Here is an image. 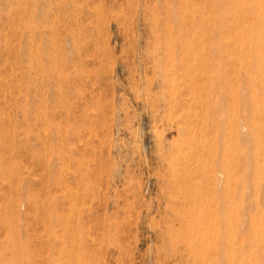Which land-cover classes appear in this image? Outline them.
<instances>
[{
    "label": "rangeland",
    "instance_id": "obj_1",
    "mask_svg": "<svg viewBox=\"0 0 264 264\" xmlns=\"http://www.w3.org/2000/svg\"><path fill=\"white\" fill-rule=\"evenodd\" d=\"M49 1L0 0V264H264L256 0Z\"/></svg>",
    "mask_w": 264,
    "mask_h": 264
},
{
    "label": "bare ground",
    "instance_id": "obj_2",
    "mask_svg": "<svg viewBox=\"0 0 264 264\" xmlns=\"http://www.w3.org/2000/svg\"><path fill=\"white\" fill-rule=\"evenodd\" d=\"M9 2H10V5H9V7L10 8H12V9H10V11H9V13L11 14H13V15H15V18H16V16L19 14V8H17V7H20V9H21V7L22 8H24L25 9V14H26V12H27V18H37V13H39L38 11H40V9H41V6H39V5H41V4H43L44 3V5H46V7L47 6H49L50 8L51 7H53L52 5H51V1H49V0H9ZM66 2H67V0H58V5H56V7L58 8V15H61L62 13H61V11H65V6H66ZM69 2V1H68ZM243 2V1H242ZM263 2L264 1H262V0H256L255 1V7H256V9H254V14H252V15H255L256 17H257V19L261 22V23H263V25H264V5H263ZM15 3L17 4V5H15ZM46 3V4H45ZM74 4V3H73ZM77 4V3H76ZM13 5H15L14 7H11V6H13ZM44 5H43V7H44ZM53 9V8H52ZM52 9L50 10L49 8H48V11H49V13H48V16H46V17H43L42 18V21H47V20H49V15H50V12L52 11ZM22 11V10H21ZM23 12V11H22ZM56 12V11H55ZM11 14V15H12ZM20 14H22V13H20ZM19 14V15H20ZM51 14L53 15L54 14V10L51 12ZM12 15V16H13ZM157 15V14H156ZM21 16V15H20ZM24 17V16H23ZM23 17H20L21 19L19 20V22H22L21 20H22V18ZM29 18V19H30ZM25 18H23V21H25L24 20ZM26 20H28V19H26ZM206 20H208V18L206 19ZM28 22V21H27ZM30 22V21H29ZM31 23V22H30ZM42 23V22H41ZM22 24V23H21ZM24 24H26V22L24 23ZM33 24H35L34 22H33ZM37 24V23H36ZM45 24H47V22L45 23ZM242 25V24H241ZM34 26V25H33ZM243 26V25H242ZM30 28H31V26H30ZM242 29V28H241ZM45 30H46V28H45ZM255 29H254V27H252V28H249V30H248V32L250 33L249 34V36L246 38L247 40L246 41H244L243 43L245 44V43H247L248 45H249V47H247V49L248 50H245L244 51V53H242L243 55H244V57H245V59H246V54H248V53H252V55H254V58H253V60H246L247 62H246V67L248 68V67H250V66H253V64L254 63H256L257 62V64H261V66L263 67V68H259V70L264 74V53L262 52V53H259L258 52V50L256 49V48H258V46H259V44H262V46H263V44H264V35H260V34H258V31H254ZM264 30V29H263ZM247 35V34H246ZM240 36V35H239ZM206 38V37H205ZM240 38H241V36H240ZM244 39V38H243ZM203 40V39H202ZM186 41H187V39H186ZM205 41V40H204ZM236 42V41H235ZM240 45V44H239ZM246 45V44H245ZM247 45V46H248ZM237 53V52H236ZM243 55H241V57H243ZM249 55V54H248ZM207 62V61H206ZM240 62V61H239ZM209 66V65H208ZM210 73V72H209ZM244 73V72H243ZM255 75V74H254ZM241 76H243V75H241ZM257 76V75H256ZM250 77V76H249ZM253 79V78H252ZM256 79V78H255ZM171 80V79H170ZM204 80V79H203ZM208 80V79H207ZM206 80V81H207ZM250 81V80H249ZM247 84V83H246ZM262 87H264V86H262ZM241 88H242V86H241ZM240 88V89H241ZM251 89V88H250ZM246 90V89H245ZM207 92V91H206ZM241 92V91H240ZM172 94V93H171ZM205 96H206V94H204ZM253 96V92L251 93V97ZM173 99V98H172ZM205 99V98H204ZM188 100V99H187ZM200 100V99H199ZM168 101L170 102V100L168 99ZM246 101V100H245ZM172 102V101H171ZM189 102V101H188ZM202 102V101H201ZM208 102V101H207ZM239 102V101H238ZM247 102V101H246ZM193 103V102H192ZM204 103H205V101H204ZM203 103V104H204ZM261 104V103H260ZM205 105V104H204ZM203 105V106H204ZM209 105H210V103H209ZM262 105V104H261ZM202 106V107H203ZM217 106H218V104H217ZM236 106H238L237 105V103H236ZM246 106V105H245ZM192 107V106H191ZM215 107H216V105H215ZM228 107V106H227ZM247 107H248V104H247ZM262 107H263V105H262ZM209 108H210V106H209ZM236 108V107H235ZM258 108V107H257ZM203 110H204V108H203ZM262 111V110H261ZM230 113H231V111H229ZM240 112V111H239ZM193 113H194V111H193ZM189 114V113H188ZM203 114H204V112H203ZM235 114V113H234ZM264 114V113H263ZM195 115V114H194ZM170 116V115H169ZM197 117V116H196ZM259 117V116H258ZM257 117V118H258ZM202 118V117H201ZM253 118V117H252ZM255 118H256V116H255ZM261 118H264V117H261ZM186 119V118H185ZM200 119V118H199ZM215 119V118H214ZM256 120V119H255ZM257 120H259V118L257 119ZM189 121V120H188ZM187 121V122H188ZM200 121V120H199ZM262 121H264V120H262ZM201 122V121H200ZM229 122H230V120H229ZM251 122H253V120L251 121ZM251 122H249L250 124H251ZM177 123H179L180 124V122L178 121ZM214 123V122H213ZM218 123H220V122H218ZM231 123V122H230ZM254 123H258V122H254ZM264 123V122H263ZM182 124H184V123H182ZM189 124H191V122H189ZM230 126L232 125V124H229ZM254 125H257V124H254ZM262 125V124H261ZM187 126V125H186ZM235 127V126H234ZM242 127H244V126H242ZM215 128V127H214ZM217 128H219V127H217ZM216 128V129H217ZM245 128V127H244ZM244 128H242L243 130H244ZM262 128V127H261ZM254 128H252V130H253ZM256 129V128H255ZM199 130V129H198ZM240 130V129H239ZM262 130H263V128H262ZM257 131V130H256ZM260 131V130H259ZM259 131H257V133L259 132ZM188 132H190V131H188ZM234 132H235V130H234ZM247 132V131H246ZM255 132V131H254ZM185 133V132H184ZM191 133V132H190ZM194 133V132H193ZM256 133V134H257ZM203 134H204V132H203ZM234 134V133H233ZM196 135V134H195ZM205 135H206V133H205ZM205 135H203V136H205ZM231 135H232V133H231ZM240 135V134H239ZM243 135V134H242ZM244 135H247L246 133L244 134ZM260 137L261 136H263V135H260V134H258ZM186 136H189V137H191L192 136V139H193V136H194V134L193 135H188V134H186ZM200 136V135H199ZM214 136V135H213ZM241 136V135H240ZM196 137V136H195ZM201 137V136H200ZM219 137H220V134H219ZM218 137V138H219ZM187 138V137H186ZM212 138V137H211ZM188 139V138H187ZM191 139V138H190ZM189 139V140H190ZM196 139H198V137H196ZM204 139V138H203ZM258 139V143H257V149H256V151H255V153H254V157H253V164L255 165V167H256V169H257V171H258V173H257V176L255 177V184H256V189H258V188H260V186H261V184L262 183H264V165L263 164H261V162H259V158L260 157H262V150H263V148H264V138L263 139H260L259 140V138H257ZM193 140H195V139H193ZM214 141V140H213ZM235 141V140H234ZM255 141H256V139H255ZM260 141V142H259ZM183 142V141H182ZM184 142H186V141H184ZM250 142V141H249ZM187 143H191V145H192V142H189V141H187ZM195 143H196V141H195ZM202 143V142H201ZM262 143V144H261ZM180 144H182V143H179V145ZM193 144H194V142H193ZM210 144V143H209ZM177 145V144H176ZM249 145H250V143H249ZM178 146V145H177ZM211 146V145H210ZM214 146V145H213ZM219 146V145H218ZM179 147V146H178ZM181 147L182 146H180V149H181ZM190 147V146H189ZM237 147V146H236ZM177 148V147H176ZM194 148V147H193ZM192 148V149H193ZM197 148V147H196ZM199 148V147H198ZM197 148V149H198ZM184 149V148H183ZM185 149H186V147H185ZM190 149V148H189ZM208 149V148H207ZM206 149V150H207ZM210 149V148H209ZM215 149V148H214ZM248 149V148H247ZM178 150V148L176 149V151ZM196 150V149H195ZM201 150V149H200ZM199 150V151H200ZM175 151V150H174ZM185 151V150H184ZM209 151V150H208ZM236 151V150H235ZM234 151V152H235ZM173 152V151H172ZM171 152V154H173ZM182 152V151H181ZM189 152V151H188ZM210 152V151H209ZM176 154L178 153V151L177 152H175ZM194 153V152H193ZM248 153V155H249V152H247ZM182 154H183V152H182ZM195 154V153H194ZM188 155V154H187ZM204 155V154H203ZM212 155V154H211ZM185 156V155H184ZM189 156V155H188ZM190 156H192V155H190ZM206 156V155H205ZM172 157V156H171ZM197 158V157H196ZM211 158H212V156H211ZM248 158V157H247ZM190 159V158H189ZM198 159H200L199 157H198ZM209 159V158H208ZM217 159V158H216ZM250 158H248V160H249ZM193 160H195V159H193ZM197 160V159H196ZM229 159H226V161H224V160H222V161H220L219 163V165H220V167L222 168V170H223V172H224V174H225V178H226V180H229V178H230V173L228 172L229 170H230V167H229V165H230V163H229V161H228ZM185 161H186V159H185ZM210 162L212 161V160H209ZM261 161V160H260ZM190 162V161H189ZM249 162V161H248ZM184 163V162H183ZM191 163V162H190ZM195 163V162H194ZM215 163H216V161H215ZM251 163V162H250ZM185 164V163H184ZM188 164V163H187ZM203 164H204V162H203ZM213 164V163H212ZM195 165V164H194ZM185 166V165H184ZM183 166V167H184ZM191 166V165H190ZM250 166V165H249ZM173 167V166H172ZM217 167V166H216ZM186 168H188V166L186 167ZM179 169V168H178ZM207 170V169H206ZM208 170H209V168H208ZM172 171V170H171ZM186 171V170H185ZM197 171V170H196ZM212 171H213V169H212ZM212 171H210V172H212ZM219 170H217L216 172H218ZM248 171H249V169H248ZM247 171V172H248ZM179 172V171H178ZM250 172V171H249ZM187 173V172H186ZM193 173V172H192ZM208 173V172H207ZM235 173V172H234ZM190 174V173H189ZM173 175V174H172ZM210 175V174H209ZM177 177V176H176ZM175 177V178H176ZM181 177H183V175L181 176ZM186 177V176H185ZM232 177H233V175H232ZM208 178H210V177H208ZM221 178V177H220ZM185 180V179H184ZM187 180V179H186ZM218 180V179H217ZM221 180V179H220ZM248 180V179H247ZM192 181H193V179H192ZM233 181V180H232ZM181 182V181H180ZM189 182V181H188ZM210 182V181H209ZM218 182V181H217ZM190 183V182H189ZM189 183H188V185H189ZM247 183H248V181H247ZM186 184V183H185ZM193 184V183H192ZM211 184V183H210ZM218 184H219V182H218ZM217 184V185H218ZM233 184V183H232ZM205 185H206V183H205ZM250 187V186H249ZM202 188V187H201ZM211 188V187H210ZM246 189V188H245ZM248 189H251V188H248ZM180 190V189H179ZM192 190V189H191ZM205 190V189H204ZM247 190V189H246ZM213 191V190H212ZM248 191V190H247ZM250 191V190H249ZM261 191V190H260ZM188 192V191H187ZM193 192V191H192ZM204 193V192H203ZM246 194V193H245ZM260 194V193H259ZM184 196V195H183ZM192 196V195H191ZM202 196V195H201ZM185 198V197H184ZM193 199V198H192ZM212 199V198H211ZM188 200V199H187ZM205 200V199H204ZM185 201V200H184ZM193 201V200H192ZM255 201H256V203L258 204V202H259V196L258 197H256V199H255ZM187 202H189V201H187ZM202 203V202H201ZM186 204H188V203H186ZM185 204V205H186ZM191 204V203H190ZM207 205H209V204H207ZM206 205V206H207ZM201 206V205H200ZM199 206V207H200ZM214 207V206H213ZM188 208V207H187ZM209 208H210V206H209ZM252 208V207H251ZM221 209V208H220ZM185 211V210H184ZM183 211V212H184ZM190 212V211H189ZM197 212H198V210H197ZM244 212V211H243ZM191 213V212H190ZM243 215H244V213H243ZM185 216V215H184ZM193 216V215H192ZM214 216V215H213ZM232 216V215H231ZM210 218V217H209ZM228 218V217H227ZM245 218V217H244ZM177 220V219H176ZM245 220V219H244ZM228 221H229V219H228ZM233 221V220H232ZM252 223H253V225H252V227L253 228H255L256 227V223L258 222V218H256V216L255 217H253V220L251 221ZM186 223V222H185ZM242 223H243V221H242ZM206 225H207V222H206ZM240 225H241V223H240ZM188 226V225H187ZM210 226V225H209ZM206 227V226H205ZM204 227V228H205ZM222 227V226H221ZM220 227V228H221ZM231 227H232V225H231ZM209 228H211V227H209ZM208 228V229H209ZM258 228V227H257ZM260 228V227H259ZM229 229H230V227H229ZM203 230V229H202ZM210 231V230H209ZM221 231V230H220ZM230 231V230H229ZM222 232V231H221ZM205 233V232H204ZM215 233V232H214ZM202 234V233H201ZM228 236V235H227ZM79 237V236H78ZM263 235L262 234H260L258 237H257V240H258V242H259V244H261V242L263 241ZM208 238H210V237H208ZM193 241V240H192ZM202 241V240H201ZM231 241V240H230ZM229 241V242H230ZM207 242V241H206ZM222 242V241H221ZM204 243V242H203ZM202 243V244H203ZM208 243V242H207ZM206 243V244H207ZM244 245V244H243ZM205 246V245H204ZM213 248V247H212ZM214 250V249H213ZM231 254V253H230ZM229 254V255H230ZM210 255V254H209ZM201 256V255H200ZM207 257V256H206ZM229 260H230V258H229ZM250 261V260H249ZM230 262V264H231V260L229 261ZM235 262H236V260H235ZM238 262V261H237ZM1 263V262H0ZM221 262H219V264H220ZM239 263V262H238ZM237 263V264H238ZM222 264V263H221Z\"/></svg>",
    "mask_w": 264,
    "mask_h": 264
}]
</instances>
